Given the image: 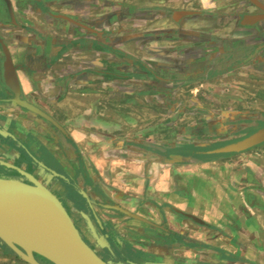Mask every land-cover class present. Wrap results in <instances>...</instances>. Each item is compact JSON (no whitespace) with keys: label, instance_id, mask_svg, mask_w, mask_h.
Masks as SVG:
<instances>
[{"label":"crops","instance_id":"0c3cea01","mask_svg":"<svg viewBox=\"0 0 264 264\" xmlns=\"http://www.w3.org/2000/svg\"><path fill=\"white\" fill-rule=\"evenodd\" d=\"M262 6L264 0H0V114L12 110L16 94L51 117L70 134L64 148L80 149L65 152L80 163L84 189L101 205L138 209L158 234L186 243L175 249L181 256L201 245L212 264H264V154L181 161L151 137L171 130L173 122L162 128L163 102L178 110L175 91L190 84L180 76L210 66L211 53L235 48L239 39L227 38L230 31L264 32ZM14 121V128H30L21 117ZM37 125L44 134L51 127ZM59 140L51 137L48 146L57 157L51 141Z\"/></svg>","mask_w":264,"mask_h":264},{"label":"rangeland","instance_id":"374dc122","mask_svg":"<svg viewBox=\"0 0 264 264\" xmlns=\"http://www.w3.org/2000/svg\"><path fill=\"white\" fill-rule=\"evenodd\" d=\"M210 26L213 28L214 26H217V24H215V21H211ZM228 35L229 36H226L227 38L237 37L240 40L242 46H244L243 49H245L244 56L250 52V45L256 42L264 43V37L256 40L253 37L254 34L246 29L235 32L230 31ZM239 40L234 41L235 45ZM257 58L259 60L262 59L261 56H258ZM231 60L232 62L230 65H234L237 58ZM257 61V59H253L251 62L243 63L240 68L233 71L229 70V67H225V69L222 70V72H224L222 73L223 75H212L209 81H199L190 84L180 83L178 85V90L175 91L179 98L177 100L178 110H173L172 113L167 108H171V106L174 108L175 105L167 103V101L163 102L162 128H171V130L165 129L160 132H155L151 137L156 136V141L160 142L165 149L173 150L175 152L174 156H177L181 161L191 159V157L194 158V161H211L212 159L217 161L225 159L234 160L236 156L241 157L243 155L250 158L251 156L260 155L261 153L264 154V140L235 152H214L216 151V148L214 147L217 145L225 144V147L232 146L241 143L264 130V63H259ZM10 108L12 110L6 109L3 111V114H0V118H2L6 124H11V122L14 124V120L17 119L18 122L20 117L21 120L23 119L24 121L19 122L28 127H34L38 122H46L51 126L46 132L47 138L51 140V137H58L61 141L63 140L61 133L58 132L57 129L55 130L53 128L54 125L51 123L43 119H38L37 116L25 111L16 110V107L14 108L13 105ZM27 114L30 115V118L27 116L25 118V115ZM170 123L172 124L169 128L166 125ZM54 127L56 128V126ZM62 133L66 137L70 135L69 132ZM59 142L58 144L60 145L61 143ZM52 144V149H56V151L55 149L54 151L60 156L67 171H70L71 169L72 172H75L83 178L84 175H82L83 173L81 172L82 169L80 163L78 161L74 162V157L67 156L68 154L65 152L68 147L64 148L60 145V148L58 146L56 147L54 143ZM68 150V153H72L74 156L75 151H79L80 149L75 147L72 149L70 147ZM218 154L219 156L217 157ZM85 159H88L87 155H85ZM86 160L84 161L85 163ZM87 165L92 170L90 164L88 163ZM66 173L67 172L61 174L74 181ZM81 189L88 193L86 189ZM70 191L71 193L76 194V192L72 190ZM78 197L80 196L78 195ZM93 200L95 201L96 206H98L94 211L97 216L100 217V220L102 218L105 222V224H103L101 220L106 231H109L107 233L110 238L113 239V235L121 242L126 244L129 243L132 247V253L130 255H125L134 261L158 262L175 260L178 262H190L195 264H212L214 262H209L207 257L202 254L204 248L201 247V245H194L191 248L194 250L192 254H185L184 257L181 256V254H178L179 252H176L175 249L178 247L182 250L189 248L186 243L176 241V239L170 240L168 237L158 234L151 224L142 223L112 210L100 207V203L105 202H98L95 199ZM117 204L119 203L117 202ZM130 212L135 213L140 217L142 215L139 213L138 209L134 212ZM82 213L88 214L89 211ZM70 214L72 217L73 215L78 216L74 210L70 211ZM84 224V222L78 224L79 229L87 240L94 243V240L85 229ZM108 228L109 230H107ZM177 254L180 256H174ZM186 255L189 257H185ZM36 259L40 262L41 258L36 257ZM102 259L103 261L106 260L104 257ZM0 264L26 263L15 257L0 242Z\"/></svg>","mask_w":264,"mask_h":264},{"label":"water","instance_id":"95a60500","mask_svg":"<svg viewBox=\"0 0 264 264\" xmlns=\"http://www.w3.org/2000/svg\"><path fill=\"white\" fill-rule=\"evenodd\" d=\"M262 10H264L263 6ZM9 98L14 107L56 126L51 117L37 107L22 101L16 94ZM0 101H3L1 96ZM0 138H8L16 142L14 137L1 126ZM262 140H264V130L241 143L226 146L214 152H235ZM19 146L30 159L32 167L59 179L68 189L76 192L85 201L89 213L80 214L84 219V227L94 242L98 244V248L104 250L111 261H119L121 264H195L175 260L138 263L120 252L95 213L92 205H96V203L88 193L71 179L35 158L23 146L20 144ZM0 165L16 172V175L0 173V242L15 257L26 264H41L36 257L47 261L49 264H110L103 261L97 255V250L92 249L89 242L82 238L71 214L66 211L60 200L46 186L30 173L14 165L2 161H0ZM100 207L130 219L151 224L119 205L108 203L100 205Z\"/></svg>","mask_w":264,"mask_h":264},{"label":"flooded vegetation","instance_id":"af4514ba","mask_svg":"<svg viewBox=\"0 0 264 264\" xmlns=\"http://www.w3.org/2000/svg\"><path fill=\"white\" fill-rule=\"evenodd\" d=\"M262 25L264 30V20L261 26ZM262 33L256 35L257 34L256 32L253 33L254 36L253 35L252 36L254 37V39L258 40L261 38ZM250 47H251V49H249L250 52L245 56H244L245 49H243L244 46H242L240 41L237 42L236 47L233 48L231 51L226 49L221 53L213 52L211 53L210 66L204 65L200 67L197 65L195 66V69H193L191 74L183 75L182 73H180L181 75H183L180 76L182 79L181 81L183 82L189 81L190 83H196L199 81H209L212 75L213 76L223 75L222 73L224 72H222V70L225 69V67H229V70H233L234 68L238 69L243 63H246V61H250L251 59L252 60L257 59L258 60L257 62L264 63V43L256 42L250 45ZM258 56H261L262 59L259 60L257 58ZM236 58L237 60L235 62L237 66L236 65L229 66V64L232 62L231 59H236ZM26 116L30 118V115L27 114L25 115V117ZM0 126L4 128L8 133H10L17 142L16 143L14 141H11L8 138H0V161L9 163L30 173L31 175L34 176V178H36L39 182H41L44 186H46L60 200V202L62 203V205L64 206V208L68 213L74 210V212L78 215V216L73 215L72 217L73 222L75 226L78 228L79 232L82 234V238L85 241L89 242L90 247L92 249L97 250L96 251L97 255L101 259L104 257L106 259L105 261L109 262L110 264H121L119 261H111L110 258L105 253V251L99 249L98 244H96V242L92 243L90 242V240H87L83 235V233L81 232V230L79 229L78 224L80 223L82 224L84 222L80 216V213L89 211L85 201L81 197H78L77 193L76 194L71 193V191L67 188V186L59 179H56L49 173H44L43 171H37L34 167H32L30 163L31 162L30 159L24 154L22 147L19 146V144L23 146L30 154H32L38 160L42 161L48 167H51V169L57 170L58 172L61 173L67 172L66 174L70 176L80 188H85L82 182L83 178L80 175L76 174L75 172H72L71 169L70 171L69 170L67 171V169L64 167L65 165L61 161L60 156L57 157L54 156L53 153H51L52 150H50L48 147L50 144L49 143L50 139H46L45 141H43L42 139V136L44 137L46 136V132L44 134V132L41 131V127L38 126L37 124H35L34 127H30L26 129L23 127L14 128V124L11 123L10 125V124H6L5 121H0ZM32 128L33 130L36 129V132L33 131ZM53 128L55 130L57 129L54 126ZM58 132L61 133L62 135L61 137L63 139L62 140L63 142L61 140H60L61 142L59 141L58 142L61 143L60 144L61 147L62 146L64 147L63 144H65V146L67 145L66 136H64L60 130H58ZM58 142L55 141V143H57L56 146L59 145ZM0 173L16 175V172L14 170L8 168L5 169V167L2 165H0ZM88 194L90 197L95 199L93 194L90 193ZM92 206L94 209L98 207L95 204H93ZM101 220L103 224H105L102 218ZM107 230H109V228ZM112 237H113V239L111 238L112 241L114 242V244L116 245L117 249L120 252L128 255L132 253V249H131L132 247L129 243L128 244L123 243L117 238H115L113 235ZM40 262L42 264H48L42 259H40ZM140 262L141 261H138V263Z\"/></svg>","mask_w":264,"mask_h":264},{"label":"trees","instance_id":"16d2710c","mask_svg":"<svg viewBox=\"0 0 264 264\" xmlns=\"http://www.w3.org/2000/svg\"><path fill=\"white\" fill-rule=\"evenodd\" d=\"M213 156V155H212ZM212 156H210V157H212Z\"/></svg>","mask_w":264,"mask_h":264}]
</instances>
